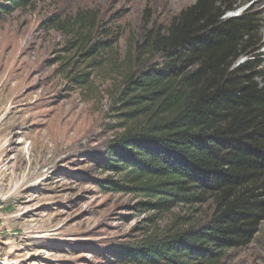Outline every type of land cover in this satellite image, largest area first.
Wrapping results in <instances>:
<instances>
[{"label": "trees", "instance_id": "obj_1", "mask_svg": "<svg viewBox=\"0 0 264 264\" xmlns=\"http://www.w3.org/2000/svg\"><path fill=\"white\" fill-rule=\"evenodd\" d=\"M1 1L9 12L47 0ZM238 2L195 0L167 25L131 37L121 60L120 34L98 10L47 20L66 38L63 52L73 59L61 73L75 87H86L105 64L118 71L110 112L124 131L99 164L120 180L107 191L139 195L158 213L210 209L204 221L176 217L160 236L121 250L123 261L220 264L226 252L247 246L264 220V85L256 82L264 83V43L258 14L225 18Z\"/></svg>", "mask_w": 264, "mask_h": 264}, {"label": "rangeland", "instance_id": "obj_2", "mask_svg": "<svg viewBox=\"0 0 264 264\" xmlns=\"http://www.w3.org/2000/svg\"><path fill=\"white\" fill-rule=\"evenodd\" d=\"M194 3L47 0L8 12L0 0V264H136L123 261L121 250L160 236L176 217L209 216L208 205L158 213L139 195L107 191L120 180L99 164L124 131L110 112L118 71L105 64L86 87H75L61 73L73 59L63 52L66 38L47 23L53 15L98 10L120 34L121 60L131 37L167 25ZM245 10L258 14L264 43V0H239L236 12ZM220 264H264V220L253 240L226 252Z\"/></svg>", "mask_w": 264, "mask_h": 264}, {"label": "clouds", "instance_id": "obj_3", "mask_svg": "<svg viewBox=\"0 0 264 264\" xmlns=\"http://www.w3.org/2000/svg\"><path fill=\"white\" fill-rule=\"evenodd\" d=\"M235 12H236V11H234V12H228V13H226L225 16L235 17V16H238L239 13H240L241 11H237L236 13H235ZM229 18H230V17H229Z\"/></svg>", "mask_w": 264, "mask_h": 264}]
</instances>
